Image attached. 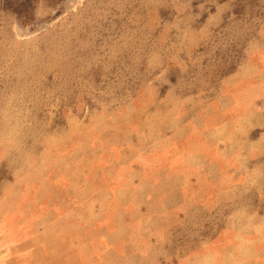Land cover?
<instances>
[{
	"label": "rangeland",
	"instance_id": "1",
	"mask_svg": "<svg viewBox=\"0 0 264 264\" xmlns=\"http://www.w3.org/2000/svg\"><path fill=\"white\" fill-rule=\"evenodd\" d=\"M259 222L264 0H0V264H219Z\"/></svg>",
	"mask_w": 264,
	"mask_h": 264
},
{
	"label": "crops",
	"instance_id": "2",
	"mask_svg": "<svg viewBox=\"0 0 264 264\" xmlns=\"http://www.w3.org/2000/svg\"><path fill=\"white\" fill-rule=\"evenodd\" d=\"M243 230L240 233L243 240L234 239V242L225 244L224 252L217 256L219 264H264V222L247 226ZM250 231L253 232L252 236H247ZM228 232L224 228L221 230L220 243ZM232 250L235 251L234 257L230 253Z\"/></svg>",
	"mask_w": 264,
	"mask_h": 264
}]
</instances>
